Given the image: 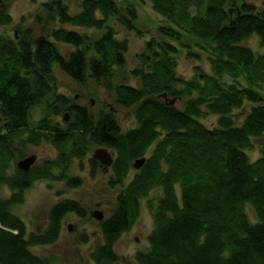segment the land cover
Instances as JSON below:
<instances>
[{"label": "trees", "instance_id": "16d2710c", "mask_svg": "<svg viewBox=\"0 0 264 264\" xmlns=\"http://www.w3.org/2000/svg\"><path fill=\"white\" fill-rule=\"evenodd\" d=\"M149 1L153 13L168 25L158 29L162 38L180 41L188 36L209 50L210 75L197 68L193 80L177 78L176 49L151 42L146 48L151 60L147 72L132 74L137 88L121 81L114 84L115 73L126 68L128 44L117 39L108 23L115 20L133 33L138 19L134 6L122 11L114 0H82L76 15L61 1L44 5L45 19L39 15L34 21L49 40L42 46H37L32 28L13 39L0 35V264H53L52 257H38L29 250L57 244L66 216L84 220L85 208L73 201L59 202L49 210L45 229L30 234L11 209L23 204L24 193L36 180H67V189L79 188L80 180L67 179L64 168L70 159H83L90 147L116 154L111 190L122 187L135 172L116 197L111 216L96 221L102 244L90 254L94 264L118 263L115 246L138 221L141 202L155 190L161 196L154 208L149 206V249L134 256L136 264H264V148L254 162L247 155L252 142L264 137V53L255 55L243 44L255 36L264 48V4L238 8L236 0ZM231 9H238L239 16L230 17ZM11 23L2 3L0 28ZM51 23L58 26L51 28ZM72 29L103 35L92 43ZM56 44L73 52L65 57ZM54 67L77 84L91 80L101 86L117 106L134 111L137 128L122 134L111 111L95 120L86 109L57 96ZM163 94L182 102V108L176 103L168 106L159 98ZM50 96L71 119L65 130L46 117L31 127L32 110ZM247 104L249 111L236 125L234 114ZM208 116L217 117L216 128L201 124ZM42 142L57 148V162L7 175L16 144ZM142 159L144 165L135 171L133 164ZM90 164L94 172L97 165L92 160ZM5 188L8 199L1 196ZM246 207L253 211L255 223ZM87 240L82 237L80 243Z\"/></svg>", "mask_w": 264, "mask_h": 264}, {"label": "rangeland", "instance_id": "374dc122", "mask_svg": "<svg viewBox=\"0 0 264 264\" xmlns=\"http://www.w3.org/2000/svg\"><path fill=\"white\" fill-rule=\"evenodd\" d=\"M5 5L6 11L11 17L12 23L6 28H0V35L13 39L17 37L19 32H24L28 28L34 31V40H49L45 35L41 34V27H36L34 21L40 15L45 19L43 14V6L52 1H61L68 7L71 15L79 14V6L82 0H0ZM123 11L127 6L132 5L136 8L137 22L134 24L136 32L129 33L117 25L115 20L108 23L109 27H113L116 37L119 41L126 40L128 44V52L125 55L126 68L122 72H116L114 84L123 82L125 86L137 88L138 79L132 74L134 72H147L151 65L150 53L146 49L151 42L168 43L176 49L177 67L175 75L185 81H191L196 78L195 69H200L204 75H210V52L209 50L192 40L188 36H181L180 41H172L162 38L158 34L160 26L167 27L164 21L153 13L149 0H114ZM0 4V5H1ZM243 4L255 5L263 7L264 0H236V7ZM57 23L50 24L51 28L57 27ZM67 28V27H66ZM69 29V28H68ZM81 35H86L92 43L97 41L103 35L102 32L85 29H72ZM255 55L264 53V48H260L257 38L251 37L243 43ZM58 50L63 56H68L73 49L67 46L56 44ZM142 57H146L148 61L145 63ZM53 77L56 80V95L63 97L76 107L84 108L88 113L97 120L100 113H113L114 118L120 128L122 134L137 128V122L134 117L133 110L122 109L114 102L113 95H110L101 86L95 84L91 80H87L84 85L77 84L67 78L57 67L53 68ZM227 83L230 81L226 80ZM241 85H245L239 80ZM182 102L176 103V108H182ZM55 103L50 96L39 107L32 110L29 120L31 127H34L38 121L48 118L53 124H57L62 130L67 129L68 124L64 123L63 116L66 111H54ZM250 105H245L242 112L234 114L236 125L242 122V116L247 114ZM201 124L208 129L216 128L217 117L208 116L201 120ZM253 150L247 152L249 159L254 162L259 158L260 150L264 148V137L253 141ZM14 149L17 151L14 158L9 162L7 175L12 177L17 170L16 164L19 156L23 158L36 156V166L39 167L45 162L55 163L58 161L59 154L56 147L42 142L38 146H22L16 144ZM99 149L90 147L88 154L81 160L70 159L64 170L67 179H79L80 187L77 189H67L66 181L53 182L50 180H36L31 188L24 193V201L20 206L11 209L12 214L22 220L27 228V233L41 232L45 229V222L49 210L62 201H73L82 205L86 212L87 218L78 219L75 215H68L62 223V233L59 241L52 247H35L29 251L38 257H52L53 264H94L90 260V254L95 248L102 244L99 234L98 223L90 216L94 211H100L104 214V220H107L115 206L116 197L123 191L134 175L132 171L127 180L124 181L122 187H116L111 190L108 183L112 177L111 168H104L96 163L95 171L92 170V156ZM115 161L116 154L114 151L107 150ZM101 169H105L103 173ZM20 172V171H18ZM21 173V172H20ZM54 175L59 172L52 168ZM176 195L179 197L178 187ZM2 198L8 199L10 192L6 188L3 189ZM161 196L160 190L153 191L146 200L141 202L140 217L130 232L124 234L114 248V253L118 258L117 264H136L134 256L139 252H147L149 245L147 239L153 230L152 214L149 206L155 207L157 200ZM249 220L255 223L254 213L250 207L245 208ZM70 227V232L68 228ZM86 237L88 242L81 244L80 239Z\"/></svg>", "mask_w": 264, "mask_h": 264}, {"label": "water", "instance_id": "95a60500", "mask_svg": "<svg viewBox=\"0 0 264 264\" xmlns=\"http://www.w3.org/2000/svg\"><path fill=\"white\" fill-rule=\"evenodd\" d=\"M0 4H1V1H0ZM233 14H236L237 16H239V10L238 9L229 10L230 17H232ZM231 25L232 26L234 25V21L233 22L231 21ZM36 44H37V46H42L44 44V39L37 40ZM159 98L164 100L168 106H174L176 103L175 99L169 100L167 98L166 94L159 96ZM69 119H70V117L68 114L64 115V117H63L64 123L69 122ZM92 159H93V161L97 162L100 166H102L104 168L112 167L113 162H114L112 159V156L104 148L97 149L94 152ZM36 162H37L36 156H30V157H27V158L21 160L20 162H18L16 167H17L18 171L26 174L33 168V166H35ZM144 163H145V160H143V159L136 161L133 164L134 170L138 171L139 169H141V167L144 165ZM91 217L95 221H97L98 223H101L104 220V214L100 211L93 212L91 214ZM68 231L70 232V227L68 228Z\"/></svg>", "mask_w": 264, "mask_h": 264}, {"label": "flooded vegetation", "instance_id": "af4514ba", "mask_svg": "<svg viewBox=\"0 0 264 264\" xmlns=\"http://www.w3.org/2000/svg\"><path fill=\"white\" fill-rule=\"evenodd\" d=\"M54 111H56V112H57V111L61 112V109H60L59 107L56 106V108H54ZM66 114H68V113H65V115H66ZM63 117H64V116H63ZM67 123H68V122H67ZM90 161H91V160H90ZM92 161H93V159H92Z\"/></svg>", "mask_w": 264, "mask_h": 264}]
</instances>
